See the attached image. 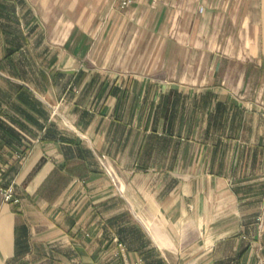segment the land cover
I'll use <instances>...</instances> for the list:
<instances>
[{
    "label": "crops",
    "instance_id": "0c3cea01",
    "mask_svg": "<svg viewBox=\"0 0 264 264\" xmlns=\"http://www.w3.org/2000/svg\"><path fill=\"white\" fill-rule=\"evenodd\" d=\"M0 184V264H264V0H0Z\"/></svg>",
    "mask_w": 264,
    "mask_h": 264
},
{
    "label": "built area",
    "instance_id": "2783aa9c",
    "mask_svg": "<svg viewBox=\"0 0 264 264\" xmlns=\"http://www.w3.org/2000/svg\"><path fill=\"white\" fill-rule=\"evenodd\" d=\"M120 2V7H125L127 6L131 0H118ZM99 160H101V164L104 166L106 172L109 174L111 180H113V177L111 175V173L109 172V170L107 169V167L104 165L103 160L104 158H100ZM0 199L3 203H8V204H12V205H16L18 204L19 198L18 196L15 195V193L13 192V190L10 187H5L2 186L0 184ZM137 264H142L141 262H137Z\"/></svg>",
    "mask_w": 264,
    "mask_h": 264
}]
</instances>
